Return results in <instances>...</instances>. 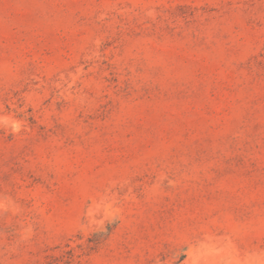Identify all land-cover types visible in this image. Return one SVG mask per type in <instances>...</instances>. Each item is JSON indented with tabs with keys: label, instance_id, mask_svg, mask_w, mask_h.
Returning a JSON list of instances; mask_svg holds the SVG:
<instances>
[{
	"label": "rangeland",
	"instance_id": "rangeland-1",
	"mask_svg": "<svg viewBox=\"0 0 264 264\" xmlns=\"http://www.w3.org/2000/svg\"><path fill=\"white\" fill-rule=\"evenodd\" d=\"M0 264H264V0H0Z\"/></svg>",
	"mask_w": 264,
	"mask_h": 264
}]
</instances>
